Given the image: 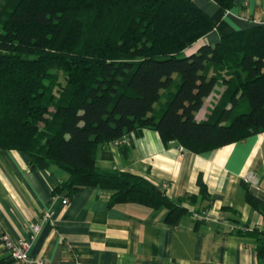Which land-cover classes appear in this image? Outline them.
I'll return each mask as SVG.
<instances>
[{"label":"trees","instance_id":"1","mask_svg":"<svg viewBox=\"0 0 264 264\" xmlns=\"http://www.w3.org/2000/svg\"><path fill=\"white\" fill-rule=\"evenodd\" d=\"M210 1L226 11L237 4ZM3 2L0 149L26 154L33 169L67 172L54 195L109 190L111 207L164 208L177 226L193 215L188 204L210 199L201 180L198 196L174 200L166 187L98 161H112L113 147L127 156L131 146L119 143L144 130L195 154L264 133V24L209 45L217 22L193 0ZM244 231L262 237L263 262L264 235Z\"/></svg>","mask_w":264,"mask_h":264},{"label":"crops","instance_id":"2","mask_svg":"<svg viewBox=\"0 0 264 264\" xmlns=\"http://www.w3.org/2000/svg\"><path fill=\"white\" fill-rule=\"evenodd\" d=\"M193 1L217 22L204 38L209 45L264 24V0H237L229 11L210 0ZM127 141V156L113 147L114 159L99 160L98 166L146 177L155 186L167 184L174 200L198 196L201 180L210 199L188 204L193 215L172 226L164 208L111 207L109 190L87 187L72 198L54 195L67 172L33 169L26 154L0 149V264H24L4 247L3 236L26 238L46 212L52 218L41 223L29 251L32 264H264L258 256L262 237L244 231L257 229L264 219L247 198L264 205V133L204 154L165 145L152 130L132 133Z\"/></svg>","mask_w":264,"mask_h":264},{"label":"built area","instance_id":"3","mask_svg":"<svg viewBox=\"0 0 264 264\" xmlns=\"http://www.w3.org/2000/svg\"><path fill=\"white\" fill-rule=\"evenodd\" d=\"M127 138L120 142L119 144L127 143ZM68 200L64 201L65 205H68ZM196 219H201L199 216H194ZM52 215L50 212H46L42 219L44 221L51 220ZM41 223H33L29 227L28 236L24 239L14 241L8 235L3 236L4 247L11 253V255L19 262L24 264H32V260L29 256V251L32 247L33 242L37 238V235L40 233ZM258 231L264 235V219L257 226Z\"/></svg>","mask_w":264,"mask_h":264},{"label":"rangeland","instance_id":"4","mask_svg":"<svg viewBox=\"0 0 264 264\" xmlns=\"http://www.w3.org/2000/svg\"><path fill=\"white\" fill-rule=\"evenodd\" d=\"M3 1H4V0H0V7H1V5H3V3H4ZM176 77L180 80V77H179V76H176ZM223 89H224V88H223ZM221 90H222V89H221ZM210 101L212 102L213 100L210 99ZM210 101H209V102H210ZM215 103H216V102L213 101V102H212V105L215 104ZM210 105H211V104L208 103V107L211 109V106H210ZM204 113H206L205 110H204ZM165 187H168V185L166 184Z\"/></svg>","mask_w":264,"mask_h":264}]
</instances>
